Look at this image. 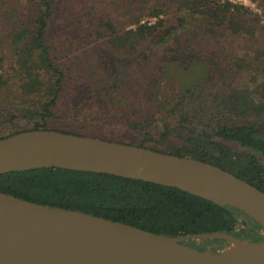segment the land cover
Returning a JSON list of instances; mask_svg holds the SVG:
<instances>
[{"label":"trees","instance_id":"trees-1","mask_svg":"<svg viewBox=\"0 0 264 264\" xmlns=\"http://www.w3.org/2000/svg\"><path fill=\"white\" fill-rule=\"evenodd\" d=\"M69 1L87 10L85 21L80 16L74 21L54 20L56 0H0V94L10 82L17 90L0 100V137L28 128H48L147 146L221 166L264 192V165L256 155L264 154V87L250 89L248 84L234 82L226 87L233 80L226 73L250 63L245 55L252 54L253 66L264 71L261 14L231 0H110L123 10L124 17L118 19L91 3L84 2L82 7L78 0ZM256 1L264 16V0ZM143 15L154 20L139 22ZM203 38L217 44L237 38L248 45L241 52L229 48L228 61L219 59L226 71L208 78L204 90L187 86L172 93L163 102L172 122L157 119L155 133L149 128L155 120L152 112H141V118H136L140 109L132 108L131 119L135 118L130 129L135 139L130 141L118 133L121 122L93 100L58 107L60 95L75 83L104 77V62L97 61L89 49L100 47L105 55L131 56L153 41L163 43L169 55L199 48L196 40ZM96 40L99 44H93ZM153 54L148 55L149 61ZM192 62L203 68L201 75L206 73L198 60ZM156 73L143 76L146 93L157 83ZM169 135L178 140L166 149L161 142ZM229 141L247 148V157L233 154ZM0 191L167 235L225 232L251 240L264 238L259 224L238 208L137 178L39 166L1 172ZM211 241L185 239L199 249ZM225 242L218 238L212 250Z\"/></svg>","mask_w":264,"mask_h":264},{"label":"water","instance_id":"water-1","mask_svg":"<svg viewBox=\"0 0 264 264\" xmlns=\"http://www.w3.org/2000/svg\"><path fill=\"white\" fill-rule=\"evenodd\" d=\"M39 166L89 170L173 186L240 209L264 232V192L208 161L48 128L0 137V173ZM187 238H208L199 249ZM218 238L226 242L215 251ZM238 245L229 249L231 243ZM0 264H264V238L225 232L167 235L0 191Z\"/></svg>","mask_w":264,"mask_h":264},{"label":"rangeland","instance_id":"rangeland-1","mask_svg":"<svg viewBox=\"0 0 264 264\" xmlns=\"http://www.w3.org/2000/svg\"><path fill=\"white\" fill-rule=\"evenodd\" d=\"M78 1L82 7L84 2H88L93 4L96 9L104 8L108 10L118 19L124 17L123 10L119 11L120 5L112 4L110 0ZM231 1L248 6L252 11L261 14V20H263L264 16L262 15V9L257 5L256 0ZM85 10L86 9L72 6L69 0H56L54 20L59 21L69 18L74 21L80 16L81 20L85 21L89 16L87 10ZM55 16L59 18H55ZM153 20L154 17L146 15L139 18V22H152ZM247 42L248 41L243 43L237 38H234L232 41L222 39L219 41L220 44H217L212 38H203L196 40V44L199 48L195 47V49L192 50L190 49L188 51H181L180 53L169 55L164 51L163 43H155L153 41H149L147 44L143 45L131 56L105 55L106 52H103L102 48L94 47L93 49H89V51H91L90 53L94 55L97 61L101 62L100 60H102V62H104V77H102L101 80H99V78L93 80V78L90 77L89 79L91 82L85 79L75 83L71 86L70 91L67 90L60 95L58 107H63L67 102L74 105L89 99L93 100L100 110L110 115L114 120H119L121 122L123 127L118 130V133L132 141L135 139V133L130 129L132 119L135 117L141 118V115L152 112L155 120L150 124L149 128L153 133L157 132V119L163 118L168 122H172L171 117H169L163 106V102H165L172 93L182 92L187 86H193L196 90H204L208 78H213L218 71H226V67L222 65L219 59L221 58L224 62H227L228 54L226 53L229 48L241 52L242 46L248 45ZM93 44L99 43L96 40ZM152 51H154V54L150 57L151 61H149L148 55ZM213 51L215 53H213ZM252 57V54L245 55V61H250V63L244 69L240 70L237 67H232V71L226 73L228 78L233 77V80L229 79L226 83V87L230 88L231 82L237 85L241 83L248 84L250 89L259 87L260 84L264 87V71L253 66V60L251 61ZM195 59L206 67V73L204 75H201L203 71L202 67H197L193 62L190 63V61ZM258 66L261 67V65ZM154 70L157 71L156 76L158 81L149 94L143 90V84L141 82L145 74H152ZM232 73L235 75L231 76ZM16 93L17 90L14 86V82H10L9 85L2 90L0 100L12 97ZM132 108L140 109V111L137 113V116L131 119L130 112ZM177 140L178 138L169 135L162 140L161 146L169 149L172 143ZM227 143L231 147L232 153L238 155L241 159L246 158L249 154L247 148L232 141ZM256 155L259 161L264 165V154L257 153Z\"/></svg>","mask_w":264,"mask_h":264},{"label":"bare ground","instance_id":"bare-ground-1","mask_svg":"<svg viewBox=\"0 0 264 264\" xmlns=\"http://www.w3.org/2000/svg\"><path fill=\"white\" fill-rule=\"evenodd\" d=\"M237 245L238 244L236 242H233V243H231L229 249H233V248L237 247Z\"/></svg>","mask_w":264,"mask_h":264},{"label":"flooded vegetation","instance_id":"flooded-vegetation-1","mask_svg":"<svg viewBox=\"0 0 264 264\" xmlns=\"http://www.w3.org/2000/svg\"><path fill=\"white\" fill-rule=\"evenodd\" d=\"M210 244H211V243H208L206 246H208V245H210ZM206 246H205V247H206Z\"/></svg>","mask_w":264,"mask_h":264}]
</instances>
